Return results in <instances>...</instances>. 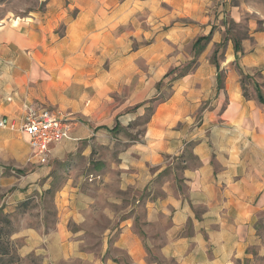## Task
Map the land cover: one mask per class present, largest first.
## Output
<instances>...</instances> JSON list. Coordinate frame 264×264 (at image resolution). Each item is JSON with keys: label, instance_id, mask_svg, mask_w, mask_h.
Returning <instances> with one entry per match:
<instances>
[{"label": "crops", "instance_id": "crops-1", "mask_svg": "<svg viewBox=\"0 0 264 264\" xmlns=\"http://www.w3.org/2000/svg\"><path fill=\"white\" fill-rule=\"evenodd\" d=\"M216 1L37 0L40 9L0 16V119L19 125L23 104L39 103L75 120L71 139L52 145L45 164L28 161L26 135L0 127L2 214L46 195L56 213L51 227L41 220L16 226L8 239L21 241L20 258L264 264V104L243 94L238 71L218 86L217 67L204 58L155 107L141 141H118L110 131L142 115L127 109L149 97L159 78L144 84L142 64L153 67L170 51L159 44L128 51V34L144 35L142 15L176 23L166 33L175 43L195 31L182 22L207 23ZM164 3L167 13L159 10ZM249 36L253 44L228 50L222 64L235 62L244 74L264 65V32L252 28ZM17 166L29 169L7 173Z\"/></svg>", "mask_w": 264, "mask_h": 264}, {"label": "rangeland", "instance_id": "rangeland-1", "mask_svg": "<svg viewBox=\"0 0 264 264\" xmlns=\"http://www.w3.org/2000/svg\"><path fill=\"white\" fill-rule=\"evenodd\" d=\"M41 7L42 5H39L37 0H0V16L7 13L22 15L28 10L40 9ZM159 10L160 12L167 13L171 10V7L164 3L159 5ZM207 14L210 15V19L204 24L188 20L182 22L187 25L191 24V26L195 25V31L180 42L173 43L166 37L167 30L176 26V23H165L161 18L150 22L146 15H142L139 22L141 23L144 35L135 36L134 34H128L125 38L128 51L137 48L145 50L156 44L169 45L170 51L167 53L160 52L159 57L162 58V61L157 65H153V67L147 65L144 60L142 64L144 84L145 82L152 81L157 74H159V78L154 81L152 90L148 93L149 97L137 106L127 109V112H131L139 107L143 110L142 115L128 122L126 125L128 129H125V127L120 126L116 122L110 130L114 134V137L116 134L118 141H121V137L128 140L141 141L146 122L154 112L155 107L168 99L174 92L175 84L185 76L193 73L204 58L210 64L217 67L218 86L223 83L227 73L238 71L240 74V84L245 96L256 97L254 84L260 87L264 95V81L262 80L264 65L244 74L235 62L228 65H226L227 63L222 64L226 60L228 50H233L234 41L239 42L242 51V43L249 41L253 44V39L249 36L252 28L264 32V0H218L208 7ZM150 32L152 33L149 34ZM145 33H147V36ZM201 36H208V38L202 40L199 45L194 46L195 41ZM144 55L146 54L144 53ZM219 65H221V69H218ZM224 66H226V69ZM208 104V102L202 104L200 111L206 108ZM64 114L74 120L72 113L65 112ZM198 119L199 116L196 117L194 123L198 124ZM72 122H75V120ZM122 146L123 144L121 143L114 146L115 151L112 154L114 162H118L117 157ZM97 153L95 152V154ZM100 156L104 157L103 151L100 152ZM11 168L14 173L9 171L7 173L17 177L22 176L29 169L21 166ZM8 169L10 170V168ZM83 171H87L86 166ZM4 172L6 173V171ZM50 173L55 175L56 171H50ZM60 175H62V171ZM54 186L52 185L50 189H54ZM24 203H21V206L22 204L25 205L22 210L7 215L9 224L2 222L4 227H6L5 230H14L23 220L29 225H36L39 220L43 221L46 227L53 225L56 213L50 195H46L42 199L39 197L33 198ZM0 211L3 212L1 209ZM20 242L19 240L12 242L11 254H16V247L20 245ZM8 258L9 255L3 257V259ZM14 264H40V262L37 257L27 256L25 258L19 257L18 261Z\"/></svg>", "mask_w": 264, "mask_h": 264}, {"label": "built area", "instance_id": "built-area-1", "mask_svg": "<svg viewBox=\"0 0 264 264\" xmlns=\"http://www.w3.org/2000/svg\"><path fill=\"white\" fill-rule=\"evenodd\" d=\"M23 117L19 125L4 117L0 127L18 130L28 138L30 161L47 163L52 145L71 139L74 121L64 113L39 103H24Z\"/></svg>", "mask_w": 264, "mask_h": 264}, {"label": "trees", "instance_id": "trees-1", "mask_svg": "<svg viewBox=\"0 0 264 264\" xmlns=\"http://www.w3.org/2000/svg\"><path fill=\"white\" fill-rule=\"evenodd\" d=\"M208 36H201L199 37L195 43L194 46H197L200 44L202 40H206ZM233 48L235 51V54L241 51V46L238 41L233 42ZM215 63V62H214ZM255 91H256V99L264 104V95L260 91L257 85H255ZM5 222L6 224H9V219L7 218L6 215H3L2 212L0 211V223L2 224L0 226V264H14L18 261L19 256L17 254H11V246L13 243L9 241V236L12 233L13 230H5L6 227H4L3 223ZM9 255L8 259H3L4 256Z\"/></svg>", "mask_w": 264, "mask_h": 264}]
</instances>
